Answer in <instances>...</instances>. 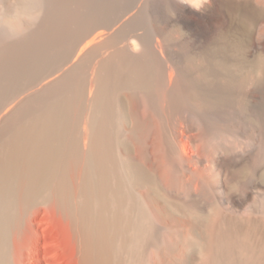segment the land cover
I'll use <instances>...</instances> for the list:
<instances>
[{"label": "bare ground", "instance_id": "1", "mask_svg": "<svg viewBox=\"0 0 264 264\" xmlns=\"http://www.w3.org/2000/svg\"><path fill=\"white\" fill-rule=\"evenodd\" d=\"M256 48L264 0H0V264H264Z\"/></svg>", "mask_w": 264, "mask_h": 264}, {"label": "rangeland", "instance_id": "2", "mask_svg": "<svg viewBox=\"0 0 264 264\" xmlns=\"http://www.w3.org/2000/svg\"><path fill=\"white\" fill-rule=\"evenodd\" d=\"M257 59L264 60V52L262 51L261 48H256V60ZM257 103H260V104L262 103L263 108H264V71L256 74V104ZM259 108H262V106ZM256 145H257V143H256ZM261 148H264V144H263V147H261ZM257 151H258V149L256 148V152ZM256 157H257L256 161L264 162V156L261 157V155L258 156L256 154ZM256 204H258V203L256 202ZM256 207H257V205H256Z\"/></svg>", "mask_w": 264, "mask_h": 264}]
</instances>
